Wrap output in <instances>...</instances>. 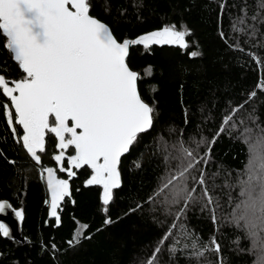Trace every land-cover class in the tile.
<instances>
[{"label": "trees", "instance_id": "16d2710c", "mask_svg": "<svg viewBox=\"0 0 264 264\" xmlns=\"http://www.w3.org/2000/svg\"><path fill=\"white\" fill-rule=\"evenodd\" d=\"M260 3L261 0H90V15L107 24L118 41L176 24L191 30V35L186 37L189 47L153 45L145 50L137 45L129 49L127 63L141 77L137 81L138 91L145 102L155 104L159 115L155 117L154 127L141 134L130 153L121 158L122 186L113 191L114 198L108 208L114 223L106 227L100 201L102 188L85 186L92 174L87 166L73 169L76 175L69 180L71 196L61 206V225L56 227L55 219H49L45 203L49 192L40 169L51 167L59 179H68L52 159L58 154L56 139L52 134L46 137V150L38 153L41 164H35L22 145L13 140L3 116V105L10 101L0 94V195L24 210L23 241L0 237V264H147L157 242L175 219L166 215L159 204L147 202L166 169V153L161 150L159 137L163 136L169 144L181 138L189 141L193 136L207 137L210 142L223 117L232 107L248 100L253 91L255 97L235 119L244 120L245 127H264V90H257L264 77V67L247 54L255 53L264 61V9L259 8ZM221 4L226 5L222 14ZM244 9L248 17L246 24L255 29V35L247 28L243 34L233 31L232 24L243 15ZM257 13L259 18L252 20ZM5 42L0 34V69L9 79H21L23 74L10 59ZM237 43L244 51L235 48ZM193 51L199 53L195 58L189 55ZM149 68L151 75L146 71ZM249 115L255 122L248 119ZM169 128L175 131L170 133ZM17 130L22 135V130ZM239 135L235 131L222 133L206 166L209 175L219 172L214 181L219 187L213 192L221 203L218 225H213L209 212H201L198 204L191 206L180 223L201 237V247L215 234L224 264H257V253L251 251L245 232L229 222L239 200V189L233 191L225 185L235 183L237 172L244 169L248 158L247 147L237 138ZM200 151L203 154L207 148L202 146ZM73 153V147L66 150V156ZM10 160L15 163H9ZM137 161L140 167H134ZM63 166H68L66 159ZM230 191L234 197L231 205ZM137 204H142V208L130 213ZM75 221L90 225L85 235L91 233L92 239H83L78 246L69 248L66 241L77 227ZM173 236L175 239L169 238L158 254L156 264H219L217 254L212 252L199 261L191 258V248H184L191 240L180 235L179 227ZM51 243L57 245L55 255ZM173 244L178 249L174 255L168 251Z\"/></svg>", "mask_w": 264, "mask_h": 264}, {"label": "snow or ice", "instance_id": "6c2138e0", "mask_svg": "<svg viewBox=\"0 0 264 264\" xmlns=\"http://www.w3.org/2000/svg\"><path fill=\"white\" fill-rule=\"evenodd\" d=\"M90 7V0H0V34L6 39L4 48L23 74L21 79H9L0 69V94L10 101L3 105V116L13 140L22 145L37 165L41 164L38 153L46 150V137L52 134L56 139L58 154L52 159L68 179L56 178L51 167L40 169L42 180L47 173L50 200L45 203L48 217L55 219L56 227L62 222V203L71 196L69 180L76 175L73 169L84 166L92 172L85 186L102 188L103 226L114 223L108 208L114 198L113 191L122 186L121 158L130 153L141 134L154 127L155 117L159 115L155 104L145 102L138 91L137 81L141 77L127 63L129 49L137 45L145 50L153 45L186 49L189 47L186 37L191 35L186 25L166 24L135 38L118 41L107 24L90 15ZM219 7L222 14L226 5ZM259 8L264 9V0ZM259 16L257 13L251 19L255 21ZM247 18L244 9L243 15L233 22V31L243 34L247 28L255 35V29L246 24ZM220 36L225 38L222 31ZM235 48L244 51L239 43ZM247 54L258 66L264 67L261 57L252 52ZM189 55L195 58L199 53L193 51ZM146 71L151 75V68ZM257 90H264V77L257 84ZM255 95L256 91L251 92L248 100L230 109L210 142L207 137L197 139L193 136L189 141L181 138L169 144L163 136L159 137L161 150L166 153V169L147 202L159 204L166 215L175 219L157 242L147 264H156L169 238L175 239L173 233L178 227L180 235L191 240L190 245H184L185 249L191 248V258L199 261L212 252L217 254L219 264H224L221 244L215 234L201 247V237L180 221L186 218L192 205L198 204L201 212H209L213 225H218L217 212L221 203L213 192L219 187L214 182L219 172L209 175L206 166L212 160V147L225 131L240 133L237 138L246 145L248 157L244 169L237 172L235 183L225 185L233 191L239 189V200L229 222L245 232L252 245L251 251L257 253V264H264V127H245L244 120L237 122L235 119ZM248 119L255 122L251 115ZM168 131L171 133L175 129ZM202 146L207 148L203 154ZM70 147H74L75 154L66 156ZM65 159L67 168L63 166ZM201 164L205 167H200ZM140 166L139 161L134 162V167ZM233 199L230 191V205ZM142 206L137 204L130 213ZM8 212L18 222L24 220L22 208L0 199V215ZM75 223L77 227L66 241L69 248L78 246L83 239H92L91 233L85 235L89 224ZM11 234L10 226L0 220V237L8 238ZM50 247L55 255L57 245L51 243ZM168 251L174 255L178 249L173 244Z\"/></svg>", "mask_w": 264, "mask_h": 264}, {"label": "water", "instance_id": "95a60500", "mask_svg": "<svg viewBox=\"0 0 264 264\" xmlns=\"http://www.w3.org/2000/svg\"><path fill=\"white\" fill-rule=\"evenodd\" d=\"M74 149V147H73ZM75 154V149H74V153L73 155ZM124 156V155H123ZM85 167V166H84ZM91 170V169H90ZM0 199L1 198V195H0ZM5 200V199H3ZM0 220H3L5 223H7L10 228L12 229V234L10 237V239H15V240H18V241H23V238L21 236V222H18L15 217L12 215L11 212H8L7 215H0Z\"/></svg>", "mask_w": 264, "mask_h": 264}, {"label": "rangeland", "instance_id": "374dc122", "mask_svg": "<svg viewBox=\"0 0 264 264\" xmlns=\"http://www.w3.org/2000/svg\"><path fill=\"white\" fill-rule=\"evenodd\" d=\"M54 175H55V173H54ZM56 176V175H55ZM44 177H45V180H46V183H47V173H44ZM56 178H58L57 176H56ZM59 179V178H58ZM49 200H50V194H49Z\"/></svg>", "mask_w": 264, "mask_h": 264}]
</instances>
